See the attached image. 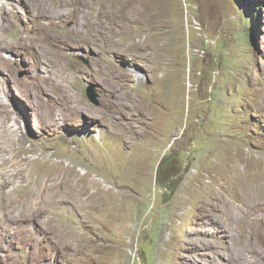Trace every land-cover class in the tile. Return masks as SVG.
I'll return each mask as SVG.
<instances>
[{"label": "rangeland", "instance_id": "rangeland-1", "mask_svg": "<svg viewBox=\"0 0 264 264\" xmlns=\"http://www.w3.org/2000/svg\"><path fill=\"white\" fill-rule=\"evenodd\" d=\"M0 264H264V0H0Z\"/></svg>", "mask_w": 264, "mask_h": 264}, {"label": "bare ground", "instance_id": "bare-ground-1", "mask_svg": "<svg viewBox=\"0 0 264 264\" xmlns=\"http://www.w3.org/2000/svg\"><path fill=\"white\" fill-rule=\"evenodd\" d=\"M126 8V7H125ZM119 10H120V8H119ZM134 15V14H133ZM104 26H105V24H104ZM103 26V27H104ZM107 26V25H106ZM105 28H107V27H105ZM99 29V28H98ZM104 29V28H103ZM103 32V31H102ZM98 34V33H97ZM99 36V35H98ZM69 172H73V171H69ZM16 174V173H15ZM13 175V174H12ZM107 199V198H106ZM21 201H23L24 202V204H25V200H22L21 198H20V200H19V202H21ZM17 202V200H12L11 198H9V197H5V198H3V201H2V209H3V211H4V215H5V217L6 218H10V219H13V211H14V208H15V206H16V203ZM13 208V209H12ZM37 208V207H36ZM35 210H31V212H30V214L29 215H31V214H33V212H34ZM41 211V210H40ZM37 212V211H36ZM36 212H34V213H36ZM38 214V213H37ZM31 217V216H30ZM29 217V218H30Z\"/></svg>", "mask_w": 264, "mask_h": 264}, {"label": "water", "instance_id": "water-1", "mask_svg": "<svg viewBox=\"0 0 264 264\" xmlns=\"http://www.w3.org/2000/svg\"><path fill=\"white\" fill-rule=\"evenodd\" d=\"M86 95L91 102L97 103V95L94 92V88L92 86L86 89Z\"/></svg>", "mask_w": 264, "mask_h": 264}]
</instances>
